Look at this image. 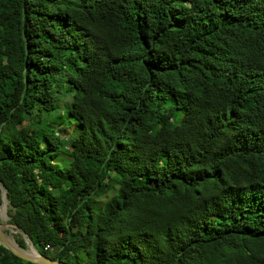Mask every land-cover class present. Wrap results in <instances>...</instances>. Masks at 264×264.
<instances>
[{
    "label": "trees",
    "instance_id": "obj_1",
    "mask_svg": "<svg viewBox=\"0 0 264 264\" xmlns=\"http://www.w3.org/2000/svg\"><path fill=\"white\" fill-rule=\"evenodd\" d=\"M0 186L51 260L264 264V0H0Z\"/></svg>",
    "mask_w": 264,
    "mask_h": 264
},
{
    "label": "water",
    "instance_id": "obj_2",
    "mask_svg": "<svg viewBox=\"0 0 264 264\" xmlns=\"http://www.w3.org/2000/svg\"><path fill=\"white\" fill-rule=\"evenodd\" d=\"M0 210L4 206V202L7 201L5 199V190L0 186ZM14 229V233H19L23 238L25 243V248H20L14 242L13 239L7 237V235L3 232V228L0 226V244L8 250L12 255L17 257L20 260L32 263V264H67L65 262H61L58 259L51 260L39 254L32 246L30 240L16 227L10 225Z\"/></svg>",
    "mask_w": 264,
    "mask_h": 264
},
{
    "label": "rangeland",
    "instance_id": "obj_3",
    "mask_svg": "<svg viewBox=\"0 0 264 264\" xmlns=\"http://www.w3.org/2000/svg\"><path fill=\"white\" fill-rule=\"evenodd\" d=\"M61 127H63V126H61ZM102 202H103V200H102ZM0 226L3 228V232L7 235V237L13 239V237L15 236V233H14V229L9 225V219L7 217V207L5 210L4 218H0ZM9 231H11V232H9Z\"/></svg>",
    "mask_w": 264,
    "mask_h": 264
},
{
    "label": "bare ground",
    "instance_id": "obj_4",
    "mask_svg": "<svg viewBox=\"0 0 264 264\" xmlns=\"http://www.w3.org/2000/svg\"><path fill=\"white\" fill-rule=\"evenodd\" d=\"M5 204H6V202H4V206H5ZM4 206H3V207L1 208V210H0V218H4L5 210H6V209H4V211L2 212ZM9 232H11V231H9ZM10 239H11V238H10Z\"/></svg>",
    "mask_w": 264,
    "mask_h": 264
}]
</instances>
